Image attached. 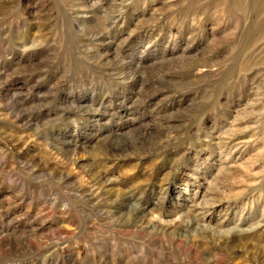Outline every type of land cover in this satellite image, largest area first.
<instances>
[{
    "label": "rangeland",
    "instance_id": "rangeland-1",
    "mask_svg": "<svg viewBox=\"0 0 264 264\" xmlns=\"http://www.w3.org/2000/svg\"><path fill=\"white\" fill-rule=\"evenodd\" d=\"M0 264H264V0H0Z\"/></svg>",
    "mask_w": 264,
    "mask_h": 264
}]
</instances>
